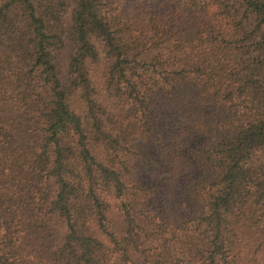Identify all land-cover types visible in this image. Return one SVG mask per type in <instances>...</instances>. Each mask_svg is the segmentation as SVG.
Returning a JSON list of instances; mask_svg holds the SVG:
<instances>
[{
	"label": "trees",
	"instance_id": "trees-1",
	"mask_svg": "<svg viewBox=\"0 0 264 264\" xmlns=\"http://www.w3.org/2000/svg\"><path fill=\"white\" fill-rule=\"evenodd\" d=\"M0 264H264V0H0Z\"/></svg>",
	"mask_w": 264,
	"mask_h": 264
}]
</instances>
